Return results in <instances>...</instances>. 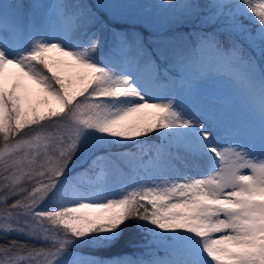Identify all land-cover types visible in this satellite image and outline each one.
Listing matches in <instances>:
<instances>
[{
  "label": "snow or ice",
  "instance_id": "obj_1",
  "mask_svg": "<svg viewBox=\"0 0 264 264\" xmlns=\"http://www.w3.org/2000/svg\"><path fill=\"white\" fill-rule=\"evenodd\" d=\"M122 3L56 5L68 23L50 34L42 30L49 13L40 0H0V238L16 230L43 237L47 245L35 249L16 240L0 243V264H54L70 241L106 233L111 239L100 243H111L133 220L143 228L152 226L145 252L77 255L75 264H200L191 249L197 238L210 264H264V159L252 155L250 144L229 149L214 145L210 125L215 117L204 103L193 99L188 105L207 125L185 115V103L176 102L175 94L166 102L146 98L147 81H163V88L183 85L188 69L212 65L244 93L264 121V0H164L161 8L196 25L188 32L175 31L172 18H140L137 22L146 32L112 27L110 22L123 19ZM245 20L258 21L255 30ZM68 28L97 49L101 30H106L103 62L90 56L88 48L67 42ZM53 50L67 59L50 57ZM7 66L56 106L45 112L25 110L16 85H5ZM61 68L75 69L78 86ZM153 133L168 145L147 160L146 153L136 158L141 172L154 170L141 177L139 189L106 202L79 199L73 192L77 202L39 210L84 138L99 134L105 144L123 146ZM260 137L264 144V127ZM173 142L185 144L192 154H214L219 169L203 178L172 175L181 159L168 150ZM260 154L264 156V148ZM126 157L109 151L96 155L91 164L116 166L126 163ZM149 160L153 163L146 168ZM241 169H250V174H241Z\"/></svg>",
  "mask_w": 264,
  "mask_h": 264
},
{
  "label": "rangeland",
  "instance_id": "obj_2",
  "mask_svg": "<svg viewBox=\"0 0 264 264\" xmlns=\"http://www.w3.org/2000/svg\"><path fill=\"white\" fill-rule=\"evenodd\" d=\"M93 3L95 0H91ZM41 3L48 6L46 11L49 13L45 21H42L43 28L48 33H54L58 27L66 25L68 18L61 15V12L56 5L65 3L64 0H40ZM164 3V0H123V3L118 7L123 9L121 13L123 19L118 20L126 24H136L140 18H147L153 21L162 22L167 18L177 19L175 14L170 10L161 8L160 5ZM172 20H170V23ZM141 24V23H140ZM143 25V24H141ZM136 27V26H135ZM71 30L67 29V42L72 45L80 44V50L84 48L89 49V55L96 58L98 62H103L104 53L106 47L104 41L108 39V33L106 30H101V45L99 49L93 48L90 44L82 42L81 39ZM36 37L34 39H39ZM49 56L55 59H67L61 56V54L55 50L49 53ZM62 75L68 76L75 73V69L61 68L58 69ZM18 70L7 66L5 70V85L12 87L16 85L17 94L22 98V104L25 110H30L35 107L40 112H45L49 107H55L56 102L50 97H46L40 92L37 85L26 77L19 76ZM185 83L183 85H177L173 89L162 88L159 83L151 80L146 82V89L148 90L149 102H166L167 99L173 98V94L177 96L176 102L181 100L184 102L185 115L194 116L198 122H204L201 116L194 113L192 108L188 105L193 99L198 100L205 104V106L211 111L215 117V122L210 125L213 132V144L219 145L222 149L235 148L237 144H250L252 145V155L256 159H264L261 156L260 150L264 148V144L261 142L260 130L264 127V121L261 120L258 109H254L244 93L239 90L234 83L230 80L222 78L218 75L216 69L212 65H206L199 68H191L185 72ZM73 86H78L76 83ZM45 100L48 102L45 103ZM124 102V101H121ZM150 111V110H145ZM161 145H168V140L164 139L160 135L158 141L148 142L145 145V149L138 155H144V159L147 160L148 156L153 155L158 147ZM176 153L181 159L175 161V171L172 175L187 174L195 178H203L204 176L213 174V171L218 170L220 167V161L214 163V154L212 156H206L211 161V168L207 171L193 165L194 158H191L190 153L185 144L173 142L168 149ZM18 158H22L18 157ZM182 161V162H181ZM213 161V162H212ZM152 161L149 160L145 165L147 168L152 165ZM138 166V164H137ZM139 168V166H138ZM144 175H152L153 171L141 172ZM241 174H250V169H241ZM68 190L67 204L77 202L72 199L73 192L78 193L79 199H89V202L95 200L96 202H106V199H119L123 195H126L131 189L137 190L143 185V181L140 178L138 181L126 184L123 181V176L120 175L116 166H108L102 164L99 170L95 171L91 176L84 177L83 183H72L68 180H60ZM61 183H57L54 189H57ZM90 184V185H85ZM93 184V185H92ZM54 189L47 195L51 196ZM46 196V197H47ZM46 197L41 201L40 205L44 203ZM135 221V220H134ZM152 226L147 225L146 228L138 226L135 221V229L141 238V246L143 252L148 247L147 241L152 240L151 233L147 230ZM106 235V233H103ZM80 240L86 238H79ZM177 245L178 241L175 242ZM192 251L199 257L200 264H210L206 254L202 252L199 244V240L191 245ZM79 256H83L77 254ZM76 255V256H77ZM131 255V254H127ZM159 255L164 258L165 252L160 250ZM75 255L70 256L62 254L54 264H65L71 260H75Z\"/></svg>",
  "mask_w": 264,
  "mask_h": 264
},
{
  "label": "trees",
  "instance_id": "obj_3",
  "mask_svg": "<svg viewBox=\"0 0 264 264\" xmlns=\"http://www.w3.org/2000/svg\"><path fill=\"white\" fill-rule=\"evenodd\" d=\"M79 0H66L68 3H75ZM25 2H29V0H25ZM83 2L86 3H92L91 0H83ZM245 24H247L249 27H251L253 30L255 29V25L252 21L245 20ZM117 24V23H115ZM173 26L174 30L177 32H188L194 30L196 25L190 24L187 22H177L174 23ZM143 31H145L144 28H142ZM70 76V75H68ZM73 78V84L76 83L75 76L71 75ZM99 134L94 136H87L83 139V141L80 144L79 150L74 155L72 160L70 161L69 165L65 169L64 173L60 178H58L57 183L60 180H68L70 182H78L80 178L79 175L82 174H89L92 170H94L98 165H92L91 160L95 157L97 152H114L119 151L120 148L122 150L128 149V144L126 145H120L119 143H112L109 145L104 146L99 145L98 143H92V141H101L98 138ZM24 138H27L25 136ZM158 135L157 133L151 134L150 137L145 138L141 137L138 141H147L152 139H157ZM3 134H0V148L3 147L2 143ZM102 142V141H101ZM114 147H120V148H114ZM129 158L126 163L124 162H118L120 167L123 168L124 172L132 177L133 179L137 178L138 175L136 169H135V161L130 153H127V157ZM128 165V166H127ZM66 199H68V190L65 187L63 183L60 184V186L57 189H54V192L51 196H47L44 203L41 204V206H38L39 210H50L55 207H61L66 206ZM111 237L109 234H92L86 239H75L73 241H70L69 246L66 248V251L63 254L73 256L77 254L83 255V256H90V255H102L105 257H113V256H120L123 253H135L136 246L139 244L140 236L137 234L135 229V224L133 221H130L126 226H124L119 236L112 240L111 243H100V241H108ZM19 241L21 244H27L29 248H35V249H41L46 248L47 245L46 242L43 241V237L37 239L28 236L24 232H19L16 230L9 231L6 236L3 238H0V243H4L6 241ZM19 255L21 257L26 256L27 253L20 252ZM21 264H27L26 261H22ZM65 264H75V260H71L70 262H67Z\"/></svg>",
  "mask_w": 264,
  "mask_h": 264
},
{
  "label": "bare ground",
  "instance_id": "obj_4",
  "mask_svg": "<svg viewBox=\"0 0 264 264\" xmlns=\"http://www.w3.org/2000/svg\"><path fill=\"white\" fill-rule=\"evenodd\" d=\"M191 158H194L193 165L207 171L211 167V161L206 156L192 154Z\"/></svg>",
  "mask_w": 264,
  "mask_h": 264
}]
</instances>
